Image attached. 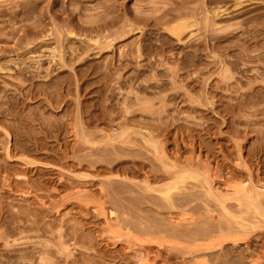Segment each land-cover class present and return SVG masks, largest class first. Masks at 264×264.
I'll use <instances>...</instances> for the list:
<instances>
[{"label":"rangeland","instance_id":"rangeland-1","mask_svg":"<svg viewBox=\"0 0 264 264\" xmlns=\"http://www.w3.org/2000/svg\"><path fill=\"white\" fill-rule=\"evenodd\" d=\"M234 1L0 0V93L10 98L0 110V175L11 179L0 176V264H201L208 255L218 264L230 247L206 245L221 238L239 264L264 253V199L259 211L227 200L226 214L207 192L249 180L264 189V0ZM181 17L195 26L179 40L171 29ZM123 86L140 88L148 111L129 91L140 102L128 112ZM257 89L263 99L253 101ZM177 177L171 197L157 191Z\"/></svg>","mask_w":264,"mask_h":264},{"label":"bare ground","instance_id":"bare-ground-1","mask_svg":"<svg viewBox=\"0 0 264 264\" xmlns=\"http://www.w3.org/2000/svg\"><path fill=\"white\" fill-rule=\"evenodd\" d=\"M29 1H30V0H29ZM167 1H169V0H167ZM22 2H23V1H22ZM234 2H235V1H234ZM24 3H25V1H24ZM35 3H36V2H35ZM235 3H236V6H240V5H242L243 1L238 0V1L235 2ZM31 4H32V2H31ZM200 4H201V3L199 2V5H200ZM23 7H24V6H23ZM29 7H30V6H29ZM211 7H212V6H211ZM217 7H218V6H217ZM184 8H185V7H184ZM220 8H221V7H220ZM222 9H223V8H222ZM22 10H23V9H21V11H22ZM25 10H27V9H24V12H26ZM224 10H225V9H224ZM221 11H222V10H221ZM22 12H23V11H22ZM210 12H211V11H210ZM217 12H218V11H217ZM219 12H220V11H219ZM214 13H215V12H214ZM181 14H182V13H181ZM215 14H216V13H215ZM215 14H214V15H215ZM218 14H219V13H218ZM218 14H216L217 17H219V16H223V15H219V16H218ZM220 14H223V12L220 13ZM17 15H18V13H17ZM225 15H226V14H225ZM13 16H15V15H13ZM23 16H24V15H23ZM28 16H29V14H28ZM208 16H210V17H209L210 20H213V21H214V18H213L214 16H212V14H211V15H208ZM208 16H207V17H208ZM29 17H30V16H29ZM106 17H108V16H106ZM99 18H100V19H101V18L103 19L102 16H100ZM99 18H98V19H99ZM104 18H105V17H104ZM181 18H182V17H181ZM183 18L185 19V17H183ZM183 18H182L183 21L181 20V22L177 23V26L175 25L176 27H174V28L172 27L173 29H171V31H172L174 34H176V36L178 37L177 39H179V40H181V35H182V34H184L185 32L187 33V31L189 30V28L191 29L192 26H195V25H193V24H195L194 22H193V24H191L190 22H188L189 20L186 21V20H184ZM211 18H213V19H211ZM215 18H216V17H215ZM102 19H101V20H102ZM92 20H93V19H92ZM148 20H149V19H148ZM191 20H192V19H191ZM84 21H85V20H84ZM102 21H103V20H102ZM138 21H139V19H138ZM179 21H180V20H179ZM192 21H193V20H192ZM213 21H211V22H213ZM86 22H87V21H86ZM89 22L92 23V21H89ZM103 22H104V21H103ZM107 22H108V21L106 20V24H107ZM209 22H210V21H209ZM209 22H208V24H210ZM37 23H38V22H37ZM37 23H36V24H37ZM84 23H85V22H84ZM215 23H216V22H215ZM36 24H35V25H36ZM38 24H40V26H41L40 21H39ZM38 24H37V25H38ZM213 24H214V22L210 24V25H211V28H212V25H213ZM35 25H34V26H35ZM170 25H171V24H170ZM98 27H99V26H98ZM207 27H209V25H208ZM213 27H214V26H213ZM216 27H217V26H216ZM16 28H17V27H16ZM30 28H31V27H30ZM82 28H83V27H82ZM143 28H144V27H143ZM209 28H210V27H209ZM13 29H14V28H13ZM43 29H44V28H43ZM63 29H64V28H63ZM83 29H84V28H83ZM187 29H188V30H187ZM219 29H221V27H219ZM19 30H20V28H19ZM35 30H36V29H35ZM35 30H34V31H35ZM216 30H218V27H217ZM16 31H18V30L16 29ZM16 31H15V32H16ZM36 31H38V30H36ZM79 31H80V29H79ZM147 31H148V30H147ZM25 32H26V31H25ZM172 32H171V33H172ZM206 32H207V31H206ZM16 33H17V32H16ZM22 33H23V32H22ZM72 33H73V32H72ZM173 33H172V34H173ZM192 34H193V33H192ZM194 34H195V32H194ZM64 35H65V34H64ZM73 35H74V34H73ZM165 35H166V34H165ZM165 35H164V37H165ZM189 35H190V33H189ZM189 35H188V36H189ZM68 36H70V35H68ZM20 37H21V36H20ZM32 37H33V36H32ZM66 37H67V36L65 35V38H66ZM168 37H169V36H168ZM172 37H173V36H172ZM172 37H171V38H172ZM192 37H193V36H191V38H192ZM189 38H190V37H188V39H189ZM62 39H63V38H62ZM172 39H173V38H172ZM188 39H187V40H188ZM30 40H31V39H30ZM35 40H36V39H35ZM66 40H67V38H66ZM159 40H160V39H159ZM163 40H164V39H163ZM166 40H169V38L166 39ZM179 40H178V41H179ZM38 41H39V40H38ZM17 42H20V40H19V41L17 40ZM21 42H22V41H21ZM27 42H31V41H29V39H27ZM32 42H33V41H32ZM32 42H31V43H32ZM45 42H46V41H45ZM23 43H24V42H23ZM31 43H30V44H31ZM33 43H34V42H33ZM16 44H17V43H16ZM34 44H35V43H34ZM57 44H58V43H57ZM32 45H33V44H32ZM35 45H37V44H35ZM137 45H139V44H137ZM66 46H68V45H66ZM139 46H143V45L141 44V45H139ZM32 47H33V46H32ZM73 47H74V46H73ZM75 47H76V46H75ZM79 47H80V46H79ZM136 47H137V46H136ZM33 48H34V47H33ZM71 48H72V47H71ZM80 48H82V47H80ZM139 48L141 49L142 47H139ZM72 49H73V48H72ZM82 49H83V48H82ZM89 49H90V47H89ZM89 49H87V50H89ZM143 49H144V48H143ZM143 49H142V50H143ZM206 49H207V48H206ZM38 50H39V49H38ZM53 50H54V49H53ZM138 50H139V49H138ZM142 50L140 51V53L142 52ZM207 50H208V49H207ZM34 51H35V50H34ZM54 51H55V50H54ZM54 51H53V52H54ZM62 51H63V50H62ZM73 51H74V50H73ZM30 52H31V51H30ZM55 52H57V51H55ZM71 52H72V51H71ZM136 52H137V51H136ZM138 52H139V51H138ZM138 52H137V53H138ZM61 53H62V52H61ZM72 53H73V52H72ZM86 53H87V51H86ZM40 54H41V52H40ZM40 54H39V55H40ZM196 54H197V53H196ZM53 55H55V54H53ZM64 55H65V54H64ZM73 56H74V55H73ZM73 56H72V57H73ZM75 56H76V55H75ZM186 56H187V55H186ZM193 56H195V55L193 54ZM197 56H198V55H197ZM197 56H196V57H197ZM21 57H22V56H21ZM28 57H29V56H28ZM28 57H27V58H28ZM38 57H39V56H38ZM187 57H188V56H187ZM189 57H190V56H189ZM196 57H193V58H195V60H197ZM29 58H30V57H29ZM69 58H70V57H69ZM79 58H80V57H79ZM190 58H191V57H190ZM190 58H189V59H190ZM260 58H261V57H260ZM262 58H263V57H262ZM189 59H188V61H189ZM199 59H200V58H199ZM199 59H198V60H199ZM218 59H219V58H218ZM40 60H41V59H40ZM68 60H69V59H68ZM70 60H71V58H70ZM70 60H69V61H70ZM72 60H73V59H72ZM72 60H71V62H72ZM186 60H187V58H186ZM186 60H185V61H186ZM222 60H223V59H222ZM224 60H225V59H224ZM226 60H228V59H226ZM261 60H262V59H261ZM17 61H18V60H17ZM38 61H39V60H38ZM122 61H123V60H122ZM130 61H131V60H130ZM192 61H194V60H192ZM192 61H191V62H192ZM200 61H201V60H200ZM1 62H3V61H1ZM125 62H126V61H125ZM125 62H123V63H125ZM191 62H188V63L186 62V63H187V65H188V64L191 63ZM198 62H199V61H198ZM201 62H202V61H201ZM227 62H228V61H227ZM227 62H225V64H226ZM23 63L25 64L26 62H23ZM23 63H22V65H24ZM40 63H41V62H40ZM123 63L121 64V66L123 65ZM127 63H128V60H127ZM127 63H126V64H127ZM129 63H130V62H129ZM186 63H185V64H186ZM209 63H211V62H209ZM209 63H208V64H209ZM32 64H34V63H32ZM118 64H119V63H118ZM219 64H220V63H219ZM223 64H224V63H223ZM3 65H4V64H3ZM20 65H21V64H20ZM20 65H19V66H20ZM28 65H29V64H28ZM75 65H76V64H75ZM106 65H107V64H106ZM106 65H105V66H106ZM109 65H110V64H109ZM112 65H113V64H112ZM119 65H120V64H119ZM119 65H118V66H119ZM183 65H184V62H183ZM189 65H190V64H189ZM191 65H192V63H191ZM211 65H212V64H211ZM227 65L229 66V64H227ZM7 66H8V65H7ZM26 66H27V65H26ZM29 66H30V65H29ZM115 66H116V65H115ZM121 66H119V67H121ZM219 66L222 67V64L219 65ZM231 66H232V65H231ZM110 67H111V66H110ZM119 67H117L116 69H118ZM184 67H185V66H184ZM224 67H225V66H224ZM28 68H29V67H28ZM113 68H114V67H113ZM121 68H122V67H121ZM182 68H183V67H182ZM206 68H207V67H206ZM231 68H232V67H231ZM0 69H1V67H0ZM39 69H40V68H39ZM46 69H47V68H46ZM104 69H105V68H104ZM111 69H112V68H110V70H111ZM116 69H115V70H116ZM175 69H176V68H175ZM208 69H209V67H208ZM249 69H250V67H249ZM263 69H264V68H263ZM17 70H18V69H17ZM28 70H29V69H28ZM106 70L108 71L107 68H106ZM178 70H179V69H178ZM2 71H3V70H2ZM2 71H1V72H2ZM31 71H32V70H31ZM36 71H37V70H35V73H36ZM52 71H54V70H52ZM172 71H175V70H172ZM203 71H204V70H203ZM1 72H0V73H1ZM19 72H20V71H19ZM19 72H18V73H19ZM23 72H24V71H23ZM23 72H21V73H23ZM41 72L43 73L44 71H41ZM45 72H46V70H45ZM47 72H48V70H47ZM47 72H46V73H47ZM105 72H106V71H105ZM111 72H112V70H111ZM117 72H120V71H117ZM175 72H176V71H175ZM258 72H259V71H258ZM262 72H263V70H262ZM3 73H4V72H3ZM16 73H17V72H16ZM28 73H29V72H28ZM37 73H40V72H37ZM37 73H36V74H37ZM48 73H50V72H48ZM106 73H107V72H106ZM114 73H115V72H114ZM156 73H157V72H156ZM177 73H179V72H177ZM221 73H222V72H221ZM4 74H6V73H4ZM19 74H20V73H19ZM58 74H59V73H58ZM107 74H109L108 76H110V73H107ZM119 74H120V73H119ZM137 74H139V73H136V75H137ZM154 74H155V73H154ZM157 74H158V73H157ZM173 74H174V72H173ZM187 74H188V73H187ZM225 74H226V75H225V76H226V79H227V77L229 78V77H232V76L234 75V74H233V75L230 74V72H228V73L225 72ZM259 74H262V73L260 72ZM263 74H264V73H263ZM0 75H1V74H0ZM16 75H17V74H16ZM21 75H23V74H21ZM50 75H51V73H50ZM155 75H156V74H155ZM176 75L178 76L179 74H176ZM207 75H209V74H207ZM207 75H206V77H207ZM42 76H43V75H42ZM48 76H49V74H48ZM53 76H54V75H53ZM86 76H87V75H86ZM114 76H115L116 78L118 77L117 74H114ZM126 76H127V77H126ZM126 76H125L126 78L130 77V75H129V76L126 75ZM158 76H159V75H158ZM158 76H157V77H158ZM177 76H176V77H177ZM16 77H17V76H16ZM19 77H20V76H19ZM35 77H36V76H35ZM37 77H38V75H37ZM45 77H46V76H45ZM133 77H134V79H133L132 81H136V80H135V76H131L130 78H133ZM172 77H174V76H172ZM223 77H224V74H223ZM38 78H39V77H38ZM38 78H37V80H38ZM47 78H50V76L47 77ZM47 78H46V79H47ZM119 78H122V77H119ZM130 78H129V80H131ZM137 78H138V75H137ZM153 78H154V77H153ZM159 78H160V77H159ZM207 78H208V77H207ZM232 78H233V77H232ZM262 78H263V77H262ZM24 79H25V78H24ZM24 79H23V80L21 79V80L24 81ZM40 79H41V78H40ZM52 79H53V78H52ZM122 79H123V78H122ZM154 79L156 80V78H154ZM193 79H194V78H193ZM196 79H197V78H196ZM224 79H225V77H224ZM230 79H231V78H230ZM115 80H117V79H115ZM124 80H125V78H124ZM127 80H128V79H127ZM157 80H159V79L157 78ZM160 80H161V78H160ZM203 80H204V79H203ZM205 80H206V79H205ZM205 80H204V81H205ZM227 80H228V79H227ZM262 80H264V79H262ZM19 81H20V80H19ZM22 81H20V82H21L22 84H24V82H22ZM41 81H42V80H41ZM46 81H47V80H46ZM52 81H53V80H52ZM52 81H51V79H50V83H51ZM64 81H65V80H64ZM112 81H113V80H112ZM125 81H126V80H125ZM162 81H163V80H161L160 82L163 84ZM17 82H18V81H17ZM20 82H18V83L20 84ZM37 82H38V81H37ZM43 82H44V80H43L41 83H43ZM58 82H59V81H58ZM65 82H66V81H65ZM129 82H130V81H129ZM157 82H158V81H157ZM157 82H156V83H157ZM160 82H158L157 84H160ZM206 82H207V81H206ZM253 82H254V81H253ZM25 83H26V82H25ZM34 83H35V82H34ZM38 83H40V81H39ZM45 83H46V82H44L43 84H45ZM48 83H49V82H48ZM114 83H115V82H114ZM126 83H128V81H127ZM208 83H210V82H208ZM227 83H228V81H227ZM227 83H226V85H229V84H227ZM248 83H251V81H249ZM262 83H263V81H262ZM2 84H3V83H2ZM2 84H1V85H2ZM19 84H18V85H19ZM26 84H28V83H26ZM29 84H30V83H29ZM60 84H61V83H60ZM120 84H121V83H119L118 87H120ZM130 84H132V83H130ZM134 84H135V83H134ZM134 84H132V86H133ZM137 84H138V83H137ZM164 84H165V86H166L167 83H164ZM30 85H32V84H30ZM34 85H35V84H34ZM41 85H42V84H41ZM112 85H113V84H112ZM116 85H117V84H116ZM122 85H123V82H122ZM127 85H128V84H127ZM127 85H126L125 87H127ZM141 85H142V83H141ZM141 85H140V87H141V88H144V87L141 86ZM148 85H149V84H148ZM203 85H204V84H203ZM3 86H4V85H3ZM21 86H22V85H21ZM128 86H129V85H128ZM137 86H139V84H138ZM145 86H146V84H145ZM159 86H160V85H159ZM208 86H209V84H208ZM262 86H263V85H262ZM262 86H259V87L261 88ZM1 87H2V86H1ZM8 87H9V86H7L6 88H8ZM113 87H115V86H113ZM146 87H147V86H146ZM148 87H149V86H148ZM150 87H153V86H150ZM150 87H149V88H150ZM156 87H158V86H156ZM206 87H207V85H206ZM229 87H230V85H229ZM229 87L227 86V88H229ZM6 88L3 87V89H6ZM21 88H23V87H21ZM34 88H35V87H34ZM130 88H131V87H129L128 90H127V88H126V90L128 91V93H129V91H130ZM132 88H134V87H132ZM218 88H219V87H218ZM263 88H264V87H263ZM263 88H262V89H263ZM9 89H10V88H9ZM40 89H41V88H40ZM52 89H55V88H52ZM86 89H87V88H86ZM120 89L122 90L121 87H120ZM147 89H148V88H147ZM147 89H144V94H145V91H146V94L151 93V92L147 93V91L149 90V89H148V90H147ZM163 89H164V88H163ZM163 89H162V87H161V90H163ZM7 90H8V89H7ZM22 90H23V89H22ZM44 90H45V89H44ZM44 90H43V93L46 91V90H45V91H44ZM111 90L113 91L114 89H112V87H111ZM111 90H110V88H109V91H111ZM121 90H119V91H121ZM123 90H124V86H123ZM126 90L123 91L124 94L127 95V96L130 95V96L126 97V98L124 99V102H125V104H126V109H127V111L130 112V111H129L130 108H132V107H133L134 105H136V104L138 105L139 102H140V100H136V101L133 100L135 103H134V102L132 103V100L130 99V97H131V93H129V94L127 93V94H126V93H125ZM139 90H141V89L139 88ZM139 90H138V91L135 90V91L140 92ZM142 90H143V89H142ZM158 90H159V87H158ZM207 90H208V89H207ZM263 90H264V89H263ZM0 91H1V90H0ZM8 91H10V90H8ZM15 91H16V90H15ZM32 91H33V90H32ZM34 91H35V90H34ZM40 91H42V90H39L38 92H40ZM112 91H111V94H112ZM131 91L135 92L134 90H131ZM131 91H130V92H131ZM257 91H259V90L257 89ZM260 91H261V90H260ZM260 91H259V92H260ZM2 92H3V91H2ZM2 92L0 93V110H1L2 108H4L3 105H5V104L8 105L9 102H10V98H8V95H7L8 92L6 91L7 93H3V94H2ZM23 92H24V91H23ZM117 92H118V91H117ZM133 92H132V93H133ZM137 92H135L136 94H135V93H133V94L137 95V97H136L137 99H140L141 94L138 95ZM142 92H143V91H142ZM142 92H141V93H142ZM160 92H161V91H160ZM199 92H200V91H199ZM31 93H32V92H31ZM48 93H49V92H47V94H48ZM58 93H59V92H58ZM113 93H114V95H117V94H115V92H113ZM38 94H39V93H38ZM40 94H42V93L40 92ZM40 94H39V95H40ZM45 94H46V93H45ZM106 94H107V93H106ZM121 94H122V93H121ZM121 94L119 93L118 95L121 96ZM146 94H145V95H146ZM259 94H261V92L258 93V95H259ZM60 95H61V93H60ZM109 95H110V94H109ZM122 95H123V94H122ZM125 95L123 96V98L125 97ZM149 95H150V94H149ZM199 95H200V94H199ZM258 95H257V97H258ZM15 96H17V95H15ZM133 96H134V95H133ZM133 96H132V97H133ZM138 96H139V98H138ZM259 96H260V95H259ZM40 97H41V96H40ZM44 97H45V96H44ZM58 97H59V96H58ZM110 97H112V96H110ZM110 97L108 96V98H110ZM115 97H116V96H115ZM117 97H118V96H117ZM132 97H131V98H132ZM141 97H142V96H141ZM143 97H144V96H143ZM143 97H142V99H141V103H140V104L143 105V108H144V109H143V112H144L145 109H146V111H148L147 109H149V108L152 106V104H151L149 101H146ZM147 97H148V96H147ZM147 97H146V98H147ZM262 97H263V95H261L258 99L255 98V100H253V101L259 100V99L262 98ZM21 98H22V97H21ZM31 98H32V97H31ZM49 98H51V97H49ZM105 98H106V97H105ZM119 98H120V97H119ZM149 98H151V97H149ZM149 98H148V99H149ZM203 98H204V96H203ZM17 99H18V97H17ZM58 99H60V97H59ZM112 99H115V98H112ZM133 99H134V97H133ZM262 99H263V98H262ZM262 99H260V100H262ZM37 100H38V99H37ZM200 100H201V98H200ZM204 100H205V99H204ZM29 101H30V99H29ZM46 101H47V100H46ZM52 101H53V100H52ZM137 101H139V102H137ZM212 101H214V100L212 99L211 102H212ZM16 102H17V101H16ZM30 102H31V101H30ZM30 102H29V104H30ZM34 102H35V101H34ZM105 102H106V101H105ZM110 102H113V100L110 101ZM114 102H115V101H114ZM114 102H113V104H114ZM214 102H215V101H214ZM214 102H213V103H214ZM245 102L249 104V102H252V101H248V102L245 101ZM258 102H259V101H258ZM258 102H257V103H258ZM115 103H116V102H115ZM152 103H153V102H152ZM203 103H205V101H203ZM255 103H256V102H254V103H252V104L255 105ZM27 104H28V103H27ZM63 104H65V103H63ZM66 104H67V103H66ZM116 104H119V105H120V103H118V102H117ZM238 104H239L238 106H240V103H238ZM258 104H259V103H258ZM58 105H59V104H58ZM104 105L106 106V104H104ZM244 105H245V104H244ZM5 106H6V105H5ZM12 106H13V105H12V103H11V104H10V107H12ZM21 106H22V105H21ZM60 106H61V105H60ZM65 106H66V105H65ZM108 106H109V105H108ZM120 106H121V108H122V105H120ZM123 106H124V105H123ZM199 106H200V105H199ZM203 106H204V105H203ZM210 106H211V105H210ZM111 107H113V106H110V108H111ZM117 107H118V106H117ZM205 107H206V106H205ZM212 107H213V104H212ZM250 107H251V106H250ZM13 108H14V107H13ZM26 108H27V107H26ZM26 108H24V110H26ZM113 108H115V107H113ZM123 108H124V107H123ZM138 108H139V107H137V109H138ZM206 108H207V107H206ZM118 109L121 110L120 107H118ZM133 109H134V108H133ZM133 109H131V110H132V111H131L132 113H130L131 115H133V112L136 111V109H135L134 111H133ZM27 110H29V109H27ZM27 110H26V111H27ZM65 110H67V109L65 108ZM68 110H69V107H68ZM106 110H107V109H106ZM113 110H114V109H113ZM234 110H236V109H234ZM260 110H261V109H260ZM263 110H264V109H263ZM7 111H8V110H6V113H7ZM14 111H16V110H14ZM26 111H24V112H26ZM30 111H31V110H30ZM30 111H29V112H30ZM107 111H108V110H107ZM110 111H111V110H110ZM123 111H124V109H123ZM123 111L121 110V112H123ZM146 111H145V112H146ZM18 112H19V110H18ZM67 112H68V114H69V111H67ZM67 112H66V113H67ZM2 113H3V112L0 111V117H1V118H2ZM106 113H107V112H106ZM108 113H109V112H108ZM27 114H28V112H27ZM124 114H125V112H124ZM126 114H127V113H126ZM126 114H125V116H126ZM130 114H129V115H130ZM134 114H135V112H134ZM254 114H255V113H254ZM15 115H16V114H15ZM18 115H19V114H18ZM20 115H21V112H20ZM28 115H29V114H28ZM28 115H27V116H28ZM108 115H109V114H108ZM110 115H111V113H110ZM127 115H128V114H127ZM129 115H128V116H129ZM12 116H13V115H12ZM23 116H24V115H23ZM27 116H26V117H27ZM31 116H33V115H31ZM66 116H67V114H66ZM111 116H112V115H111ZM18 117H19V116H18ZM21 117H22V116H21ZM33 117H34V116H33ZM67 117H70V116L68 115ZM167 117H168V115H167ZM5 118H7V117L5 116ZM28 118H29V117H28ZM31 118H32V117H31ZM31 118H30V119H31ZM55 118H56V117H55ZM125 118H127V117H125ZM2 119H3V118H2ZM8 119H9V117H8ZM32 119H33V118H32ZM129 119H130V118H129ZM143 119H144V118H143ZM3 120H4V119H3ZM27 120H28V119H27ZM50 120H52V118H51ZM55 120H58V119H55ZM55 120H54V118H53V122H54ZM6 121H7V120H6ZM6 121H5V122L2 121V122H3V123H6ZM21 121L24 122V121L21 119V120L19 121L20 125H22V124H21ZM30 121H31V120H30ZM58 121H59V120H58ZM70 121H71V120L69 119L68 122H70ZM31 122H33V121H31ZM50 122H51V121H50ZM14 123H15V122H14ZM25 123H26V122H25ZM28 123H29V121H28ZM28 123H26V124H28ZM54 123H55V122H54ZM54 123H53V124H54ZM7 124H8V122H7ZM7 124H6V125H7ZM26 124H25V126H26ZM29 124H31V123H29ZM56 124H57V123H56ZM11 125H13V124L11 123ZM50 125H51V124H50ZM8 126H10V122H9ZM8 126H5V127H8ZM14 126H15V125H14ZM22 126H24V124H23ZM51 126H52V125H51ZM60 126H61V125H60ZM30 127H31V125H30ZM52 127H53V126H52ZM22 128H23V127H22ZM22 128L19 127V130H20V129L22 130ZM27 128H28V127H27ZM27 128L24 129V131L26 130L25 133L28 131ZM32 128H33V126H32ZM54 128H55V127H54ZM1 129H2V128H1ZM15 129H17V127H16ZM207 129H208V128H207ZM3 130H4V129H3ZM5 130L8 132L7 129H5ZM30 130H31V129H30ZM30 130H29V131H30ZM32 130H33V129H32ZM46 130H47V132H48V131H51L50 129H49V130L46 129ZM53 130H54V129H53ZM29 131H28V132H29ZM33 131H34V130H33ZM33 131H32V134H31V135H33V134L35 133V132L33 133ZM35 131H36V130H35ZM39 131H40V129H39ZM58 131H59V130H58ZM61 131H62V130H61ZM205 131H206V130H205ZM11 132L14 133L13 131H11ZM17 132H18V131H17ZM28 132H27V135H28L29 133H31V131H30L29 133H28ZM36 132H37V131H36ZM206 132H207V131H206ZM22 133H23V130H22ZM149 133H150V132H149ZM58 134H59V133H58ZM15 135H16V134H15ZM151 135H152V134H151ZM20 136H21V135H20ZM24 136H26V135H24ZM28 136H29V135H28ZM33 136H34V135H33ZM152 136H154V135H152ZM35 137H36V136H35ZM25 138H26V137H25ZM33 138H34V137H33ZM36 138L39 139V137H36ZM122 138H123V137H122ZM26 139H28V138H26ZM21 140H22V137H21ZM21 140L19 141V143H20V144H21V143H24V142L21 141ZM28 141H29V140H28ZM20 144H19V145H20ZM26 144H27V143H26ZM28 144H29V142H28ZM28 144H27V145H28ZM30 144H31V143H30ZM198 145H199V144H198ZM19 147H20V146H19ZM34 147H35V146H34ZM12 148H14V147H12ZM15 149H16V148H15ZM19 149H22V152H23V147H22V148L20 147ZM19 149H17V150L19 151ZM24 149H25V146H24ZM26 149L28 150V148H26ZM11 150L13 151V149H11ZM30 150H31V148L29 147L28 152H29ZM32 150H35V149H32ZM8 151H9V149H8ZM14 151H15V150H14ZM9 152H10V151H9ZM16 152H17V151H16ZM24 152H27V151L25 150ZM10 155H11V153H10ZM8 156H9V155H8ZM1 158H2V157H1ZM3 158H5V156H4ZM9 158H10V157H9ZM159 158H160V157H159ZM31 159H32V158H31ZM33 159H34V158H33ZM10 160H11V159H10ZM13 160H14V159H13ZM36 162H37V161H36ZM3 163L5 164L6 162H3ZM3 163H2V164H3ZM38 163H39V162H38ZM0 164H1V163H0ZM2 164H1V165H2ZM7 164H9V161H8ZM11 164H12V163H11ZM23 164H26V163H23ZM42 164H43V163H42ZM35 165H36V164H35ZM247 165H248V164H247ZM6 166H7V165H6ZM6 166L3 165V167H6ZM25 166H26V165H25ZM22 167H23V165H22ZM29 167H30V166H29ZM29 167H28V168H29ZM12 168H13V167H12ZM12 168H11V169H12ZM20 168H21V167H20ZM26 168H27V167H26ZM37 168H38V166H37ZM1 169H2V168H1ZM8 169H10V168L8 167ZM8 169H6V170L8 171ZM15 169H16V168H15ZM23 169H24V168H23ZM2 170H3V169H2ZM6 170H5V171H6ZM20 170H22V169H20ZM24 170H26V169H24ZM32 170H33V169H32ZM32 170H30V171H32ZM108 170H109V169H108ZM15 171H16V170H15ZM30 171H29V172H26V174L28 173V175H29V174H30ZM255 171H256V170H255ZM0 172H1V170H0ZM3 172H4V170H3ZM3 172H2V173H3ZM22 172H24V171H22ZM22 172H21V173H22ZM198 172H199V170H198ZM198 172H197V173H198ZM2 173H1V174H2ZM17 173H18V172H17ZM13 174H15V173H13ZM19 174H20V172H19ZM26 174L23 173L24 178H25V175H26ZM199 174H201V173H199ZM3 175H4V174H2V175H0V176L2 177ZM23 175H22V176H23ZM17 176H18V175H17ZM30 176H31V174H30ZM30 176H29V177H30ZM4 177H8V176L5 174V176H3V178H4ZM13 177H14V175H13ZM20 177H21V176H20ZM186 177H191V178H193V179L198 180V181L201 182V180L199 179V177H198L196 174H193V175H192V174H189V173H188V175H186ZM15 178H16V177H15ZM22 178H23V177H22ZM22 178H21V179H22ZM183 178H185V177L183 176ZM229 178H231V177H229ZM244 178H245V177H244ZM247 178H248V177H247ZM247 178H246V179H247ZM4 179H6V178H4ZM9 179H10V178L8 177V180H9ZM18 179H20V178H18ZM26 179H27V178H26ZM176 179H177V181L171 183L170 185H167L164 189H162V190H157V191L160 192L162 195H164V196L167 197V198H168V197H171L170 194L172 193V192H171V189H172L173 186H174L173 184L176 183V182H178V181H180V180H181V177H177ZM246 179H245V180H246ZM0 180H2V179H0ZM10 180H11V179H10ZM16 180H17V179H16ZM16 180H15V181H16ZM31 180H33V179H31ZM234 180H235V179H234ZM240 180H241V179H240ZM3 181H4V180H3ZM15 181L13 180L12 183L14 184ZM17 181H18V180H17ZM19 181H21V180H19ZM22 181H23V180H22ZM25 181H26V180H25ZM27 181H29V180H27ZM235 181H236V180H235ZM249 181H250V180H249ZM249 181H248V182H245V181H238V182H235V183L233 182V183H234V184H233V187L230 186V187H232V189H230V191L227 190V192L225 191L226 193H217V192H215V189H213V188H208V189H207V192H208L210 195H212L213 199L218 203V205L222 208L223 212L226 213V214H229V213H230V211H229V209H228V206H227V204H229V202H227V200H235V201H236L235 203H237V205H238L239 207H241V208H244L243 206H247L248 208H252V209L255 210V211H259V210L262 209V204L264 203V202L262 201V199H264V198H263V196H264V189H262L263 192H261V191H260L261 189L259 190L260 187L258 188V187H256V185L254 186V184H252V185L249 186V184H251V183H249ZM23 182H24V181H23ZM259 182H260V181H259ZM3 183H5V182H3ZM3 183H2V185H3ZM16 183H17V182H16ZM19 183H20V182H19ZM31 183H34V182L32 181ZM31 183H30V184H31ZM208 183H209V182L206 181L205 184H208ZM247 183H248V184H247ZM202 184H204V183H202ZM4 185L7 186L8 184L6 185V183H5ZM10 185H11V184L9 183V185L7 186V188H9ZM15 185H16V184H14V187H15ZM21 185H22V184H21ZM23 185H24V183H23ZM23 185H22V186H23ZM26 185H27V184H26ZM26 185H25V186H26ZM31 185H32V184H31ZM31 185H29V186L31 187ZM257 185H258V183H257ZM263 185H264V184H263ZM16 186H17V185H16ZM259 186H260V185H259ZM14 187H12V189H14ZM26 187H28V186H26ZM261 187H263V186H261ZM17 188H19V185H18ZM17 188H15V189H17ZM28 188H29V187H28ZM28 188H27V189H28ZM31 188H32V187H31ZM10 189H11V186H10ZM20 189H22V187H21ZM20 189H18V190L21 191ZM227 189H228V188H227ZM28 190H29V189H28ZM28 190H27V191H28ZM23 191L25 192V191H26V188H25V190H24V188H23ZM23 191H22V192H23ZM28 192H30V191H28ZM25 193H26V192H25ZM30 193H32V192H30ZM189 195H190V194H189ZM191 195H192V194H191ZM188 198H189V197H188ZM261 198H262V199H261ZM187 201H188V200H187ZM187 201H185V202H187ZM226 202H227V203H226ZM262 202H263V203H262ZM172 203H173V202H172ZM231 204H233V203H231ZM101 209H103V208H101ZM238 211H239V209H238ZM240 211H242V210H240ZM245 211H246V210H245ZM3 213H4V212H3ZM112 214H115L114 210L111 211V215H112ZM238 215H239V214H238ZM241 215H242V214H241ZM239 216H240V215H239ZM190 217H191V219H192V216H190ZM215 217H216V216H215ZM106 218H107V217H106ZM184 218H185V217H184ZM188 218H189V217H186L185 220L188 219ZM211 218H212V217H211ZM107 219H108V218H107ZM212 219H213V218H212ZM214 219H216V218H214ZM109 220H110V219H109ZM214 221H215V220H214ZM149 226H150L149 229L152 231L151 226H152V227H154V226H153V225H149ZM149 226H147V228H148ZM208 226H209V225H208ZM205 227H206V226H205ZM253 227L256 228L257 225H253ZM172 228H174V227H171L170 229H172ZM211 228H212V227H211ZM211 228H210V229H211ZM207 229H208V228L206 227V228H205V231H206ZM193 230H194V229H193ZM254 230H255V229H254ZM146 231H147V230H146ZM188 231H189V230H185V232H188ZM202 231H204V230H201L200 232H202ZM208 231H209V229H208ZM215 231H216V230H215ZM256 231H257V230H256ZM256 231H254V232H256ZM177 232H178V230H177ZM183 232H184V231H183ZM185 232H184V233H185ZM190 232H192V229H191V231H189V232L186 233V234H190ZM194 232H195V230H194ZM206 232H207V231H206ZM206 232H204V233H206ZM211 232H213V231H210V234H211ZM261 232H262V231H261ZM184 233H183V234H184ZM208 233H209V232H208ZM186 234H184V235H186ZM193 234L195 235L196 233H191V236H192ZM202 234H203V233H202ZM202 234H201V235H202ZM199 235H200V234H199ZM204 235H206V234H203V236H204ZM211 235H213V234H211ZM260 235H261V234H260ZM187 236H188V235H187ZM189 236H190V235H189ZM197 236H198V234H196V238H197ZM207 236H209V234H208ZM249 236H250V235H249ZM204 237H206V236H204ZM217 237H218V236H217ZM246 237H247V236H246ZM251 238H252V237H251ZM227 240H229V239L227 238ZM230 240L234 241L235 244L238 243V242H237V241H238V238H235V237H234V238H231ZM230 240H229V241H230ZM244 240H245V239H244ZM247 240H249V239H247ZM251 240H252V239H251ZM224 241H226L225 238L212 240V241H210V243H208V244L206 245V247H207V249H208V248H214V247L220 246L221 249H223L224 247H226V246L228 245V247L231 248V246H229V244H226V245H225V244H224ZM245 241H246V240H245ZM249 242H250V241H249ZM248 244H249V243H248ZM143 246H144V245H143ZM146 246H147V245H146ZM148 246H149V245H148ZM232 246H234V245H232ZM206 247H204V248H206ZM248 247H249V246H248ZM146 248H148V247H146ZM230 248H229V249H230ZM63 249H66V247H65V248L63 247ZM144 249H145V246H144ZM229 249H228V248L226 249L227 252L223 250V252H225V255H224V256H223V255H219V257H220V256H221V257L223 256V259H222V261H220V263H218V264H222V263H224V264H237L238 262L240 263V261H235L236 259H233V258H232V257H233V255H232L233 253L231 254L232 251L230 252V254L232 255V257L229 256ZM44 251H45V250H44ZM42 252H43V251L41 250L40 253H42ZM38 253H39V252H38ZM262 253H263V252H262ZM262 253H261V255H262ZM47 254H48V253H47ZM219 254H220V253H219ZM221 254H222V253H221ZM263 254H264V253H263ZM42 255H43V254H42ZM45 255H46V254H45ZM147 255H148V254H147ZM238 255H239V254H238ZM261 255L258 256L259 258L257 257L256 259H254V262H255L254 264H262V263L260 262V258H261L263 255H262V256H261ZM40 256H41V254H40ZM145 257H146V256H145ZM207 257H208V261H207V259H204V260L207 261V262H209L211 259H209V255H208ZM213 257H214V256H212V259H213ZM242 257H243V256H242ZM245 257H246V256L244 255V258H245ZM0 258H1V257H0ZM48 258H49V257H44V256H43V257H40L41 260H43V259L46 260L45 263L49 260ZM234 258H236L235 255H234ZM1 259H2V258H1ZM214 259H215V258H214ZM217 259H218V257H217ZM238 259H239V258H238ZM238 259H237V260H238ZM239 260H240V259H239ZM0 261H1V260H0ZM43 261H44V260H43ZM205 261H203V263L201 262V264H206L207 262L205 263ZM211 261H213V260H211ZM215 261H217V260H215ZM242 261H244V260H242ZM3 262H4V261H3ZM197 262H198V261H197ZM252 262H253V261H252ZM47 263H48V262H47ZM199 263H200V262H199ZM215 263H216V262H215ZM239 263H238V264H239ZM241 263H242V262H241ZM138 264H151V262L149 263V259H148V258L141 257L140 260H139V262H138ZM243 264H246V262L244 261Z\"/></svg>","mask_w":264,"mask_h":264}]
</instances>
